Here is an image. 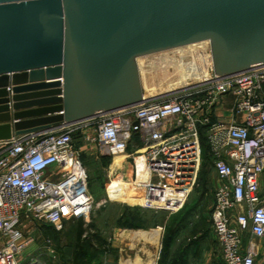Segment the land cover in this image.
Listing matches in <instances>:
<instances>
[{
	"label": "built area",
	"instance_id": "2783aa9c",
	"mask_svg": "<svg viewBox=\"0 0 264 264\" xmlns=\"http://www.w3.org/2000/svg\"><path fill=\"white\" fill-rule=\"evenodd\" d=\"M207 73L206 81L143 97L129 108L0 142V264L24 263L21 254L34 242L25 230L28 222L56 230L74 220L89 223L95 202L73 143L76 131L89 129L99 155L124 156L122 162L133 164V181H122L126 188L185 195L201 167L204 131L219 182L211 229L221 260L254 264V240L264 238V64L229 77L215 75L213 65ZM226 107L228 117L221 114Z\"/></svg>",
	"mask_w": 264,
	"mask_h": 264
},
{
	"label": "water",
	"instance_id": "95a60500",
	"mask_svg": "<svg viewBox=\"0 0 264 264\" xmlns=\"http://www.w3.org/2000/svg\"><path fill=\"white\" fill-rule=\"evenodd\" d=\"M201 42L219 77L264 64V0H0V142L138 105L137 59Z\"/></svg>",
	"mask_w": 264,
	"mask_h": 264
},
{
	"label": "rangeland",
	"instance_id": "374dc122",
	"mask_svg": "<svg viewBox=\"0 0 264 264\" xmlns=\"http://www.w3.org/2000/svg\"><path fill=\"white\" fill-rule=\"evenodd\" d=\"M196 45L198 44L188 46H195L193 48L196 50L189 52L190 54H187L183 62L192 63L207 72V69L212 66L210 44L209 49ZM169 52L159 54L172 56ZM150 57L143 58V61ZM143 67H141L142 71L138 66L141 89L142 92L148 91L150 98L167 95L179 89L163 90L166 85L178 81L174 77L178 71L173 66L170 65L166 71L160 68L150 69L145 64ZM193 84L195 83L190 82V85ZM94 134L93 129L84 133L78 130L73 134L74 148L79 152L87 171L88 190L95 202L92 216L88 226L84 227L82 238L77 242V222L74 221L66 223L61 230H56L46 223L28 222L25 224V230L34 242L22 252L20 262L23 260V264H30L33 260L32 264H74L77 256L86 264H122L120 249L125 247L121 243L119 232L125 227L121 217L125 213L128 216L129 226L134 227L133 230L149 231L160 226L161 236L158 244L149 247L156 255L155 264H198L200 250L205 247L208 249V264H223L218 255L215 240L210 233L213 195L219 182L213 172L210 154L205 143L201 167L193 190L187 195H178V201L173 208L156 210L148 203L132 205L124 201L114 202L109 198L110 182L115 179L125 182L133 181V164L124 159L120 169H115L114 161L120 158L112 159L99 155L98 146L92 140ZM86 137H89V140ZM128 153L132 155L133 150L129 149ZM120 160L123 161V159ZM262 181L264 195V176ZM144 192H142L144 196L149 194ZM127 209L129 210L126 212ZM191 255L192 260L189 259Z\"/></svg>",
	"mask_w": 264,
	"mask_h": 264
},
{
	"label": "bare ground",
	"instance_id": "6f19581e",
	"mask_svg": "<svg viewBox=\"0 0 264 264\" xmlns=\"http://www.w3.org/2000/svg\"><path fill=\"white\" fill-rule=\"evenodd\" d=\"M197 44L198 45H196V46H200L202 48L205 47V48L209 49L210 43L209 42H201V43H197ZM187 47L188 46H185V48L181 47V48L174 49L173 52H171L172 51L171 50L170 51L171 53L170 52L169 53L172 54V56H169V54H165V55L159 54V56H157L158 54H156V57H155V55L152 57L149 56L150 58H146V61H143V58L145 59V57L138 58L137 64L141 70H142L141 67H143L144 64L146 66L150 67V69L160 68V69H164L165 71L170 65L173 66V68H175L176 71H178V72H176L178 74H174V77H176L178 79V81L175 83L171 82L170 84L166 85L165 88L162 85V87L164 88L163 89L164 91H168V90L172 91L176 88L186 87V86L190 85V82L198 84V82H201L202 80L207 79L209 74L207 72L201 70L200 68H198L197 66H195L192 63L183 62L186 59L185 57L187 56V54L189 52L196 50L195 48H193L195 46H191L188 48ZM211 60H212V57H211ZM161 65H163V66H161ZM143 68H145V67H143ZM169 76L173 77V75H170V74H169ZM158 91H159V89H158ZM149 95H150V93L148 91L143 92V96L145 98H148ZM115 158L123 159L124 156H117ZM120 159H115L114 164H113V167L115 169H119L121 167L122 163H121ZM125 186H126L125 183H123L122 181L113 180L111 186L109 187V193H108L109 198L114 202L124 201V202H126L128 204H132V205H142V204L148 203L155 208L171 209L175 205L176 201H178L177 200L178 195L180 196V195L184 194V192H177V191L169 192V191H165V190H150L149 194L147 196H144L143 194H141V192L137 188H130L129 189V188H126ZM136 234H139L140 237H142L143 239H146L147 241H149L151 243H154L155 245L158 244V240H159V231L158 230L153 231V232H151V231H149V232L140 231ZM150 264H152V263H150Z\"/></svg>",
	"mask_w": 264,
	"mask_h": 264
},
{
	"label": "crops",
	"instance_id": "0c3cea01",
	"mask_svg": "<svg viewBox=\"0 0 264 264\" xmlns=\"http://www.w3.org/2000/svg\"><path fill=\"white\" fill-rule=\"evenodd\" d=\"M221 114L224 117H228L230 115L229 107H226L225 110ZM8 122L11 124L18 122L16 120V118L13 117V113L10 114V119ZM54 179H56V178H54ZM262 180H263V178H262ZM262 180H261V188H260L261 190L260 191H261V194L263 195V192H262L263 181ZM157 230L159 231V240H160V236H161L160 226L154 227V229H150L149 231L153 232V231H157ZM140 231L149 232V231H144V230H133V229H128V228H123L119 232L121 243L124 244V247H125V248L120 249V251H121L120 252V259L122 261V264H146V263L147 264H150V263L155 264V256L156 255H155L154 251L149 249V247L151 245H155V244L147 241L146 239H143L142 237L139 236V234H136ZM210 233L213 236L212 229H210ZM197 237H198V235H197ZM213 238H214V236H213ZM248 240H249V238L245 239L246 242ZM215 243H216V241H215ZM254 244L256 246V253H257L254 264H264V238L261 240H254ZM216 247H217L218 255L221 258L217 243H216ZM206 248L207 247L200 250L201 256H200V262H198V264H208L209 263L208 254H207L208 249H206ZM203 257H204V260H203ZM189 259L192 260V255L190 256Z\"/></svg>",
	"mask_w": 264,
	"mask_h": 264
},
{
	"label": "trees",
	"instance_id": "16d2710c",
	"mask_svg": "<svg viewBox=\"0 0 264 264\" xmlns=\"http://www.w3.org/2000/svg\"><path fill=\"white\" fill-rule=\"evenodd\" d=\"M205 135V132L204 131H202L201 132V142H202V152H203V146H204V143H205V145H206V147H207V143H206V136H204ZM203 136H204V139H203ZM207 149H208V147H207ZM209 151V150H208ZM210 160H211V158H210ZM129 209H127L126 210V212L128 211ZM122 221L124 222V228H128V229H133L134 227H130L129 225H130V223L127 221V218H128V216L127 215H125V213L124 214H122ZM71 222V221H70ZM74 222H77V234H76V238H77V242H79L80 241V238H82V236H83V232H84V227H87L88 226V224H85L82 220H74ZM126 222V223H125ZM66 224V223H65ZM52 227V226H51ZM137 227H139V226H137ZM79 245V244H78ZM74 264H86V263H84V262H81L80 260H79V258L76 256L75 257V259H74Z\"/></svg>",
	"mask_w": 264,
	"mask_h": 264
}]
</instances>
